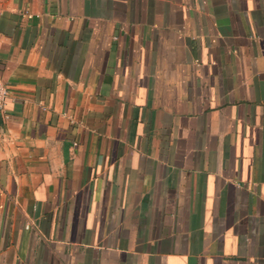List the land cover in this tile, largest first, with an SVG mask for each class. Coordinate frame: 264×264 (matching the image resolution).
<instances>
[{"label": "crops", "instance_id": "0c3cea01", "mask_svg": "<svg viewBox=\"0 0 264 264\" xmlns=\"http://www.w3.org/2000/svg\"><path fill=\"white\" fill-rule=\"evenodd\" d=\"M0 78V264H264V0H0Z\"/></svg>", "mask_w": 264, "mask_h": 264}, {"label": "built area", "instance_id": "2783aa9c", "mask_svg": "<svg viewBox=\"0 0 264 264\" xmlns=\"http://www.w3.org/2000/svg\"><path fill=\"white\" fill-rule=\"evenodd\" d=\"M8 97V86L7 84L0 78V112L4 111L6 100ZM27 226V225H26Z\"/></svg>", "mask_w": 264, "mask_h": 264}]
</instances>
